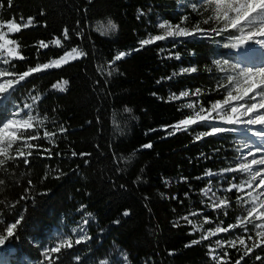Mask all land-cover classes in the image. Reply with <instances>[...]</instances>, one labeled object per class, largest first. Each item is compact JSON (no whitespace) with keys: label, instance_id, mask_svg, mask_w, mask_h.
Returning <instances> with one entry per match:
<instances>
[{"label":"trees","instance_id":"16d2710c","mask_svg":"<svg viewBox=\"0 0 264 264\" xmlns=\"http://www.w3.org/2000/svg\"><path fill=\"white\" fill-rule=\"evenodd\" d=\"M179 2L12 0L9 7L7 0H0V20L35 18L34 26L8 34L25 57L13 58L14 68L5 65L10 71L22 73L38 63H49L74 47L87 53L33 74L14 91L0 93V126L11 117L13 103L24 101L34 105V116L47 117L35 131L41 137L45 130L56 133L55 143L47 139L33 142L51 148V158L34 151L30 165L17 159L5 166L6 171L0 170V179L5 181L0 186V228L20 214L25 217L17 234L0 245V262L5 264L8 258L19 264L20 258H27L48 264L44 250L55 246L53 232L64 222L87 219L91 239L53 254L58 256L54 264L111 261L109 251L114 247L123 251L129 264H215L208 255L212 237L185 247L199 240L202 232H193L192 224L183 217L194 221L199 215L207 216L211 223L224 221V227L235 222L238 206L234 190L224 194L231 201L227 216L204 204L202 191H221L240 181L236 173L206 175L208 170L220 173L236 166L235 136L226 131L196 140L199 133L209 131L208 126L191 125L174 135L168 134L173 128L165 130V126L191 115L193 110L186 107L189 99L205 108L223 99L225 88L217 89L223 78L212 59L227 57L233 42L227 34L198 35L172 37L142 47L140 40L162 34L157 24L163 20L175 25L188 15L190 19L183 25L187 27L202 20ZM109 19L118 28L106 37L95 30V24ZM64 28L70 32L66 41ZM57 37L62 39L61 45L49 43ZM41 40L49 47L39 48ZM121 51L127 55L110 64ZM192 66L197 67L196 73H181L182 68ZM63 80L68 81L65 90L52 88ZM196 89H201L199 96L172 98ZM37 95L40 99L33 101L31 97ZM61 126L65 132H59ZM149 143L151 148L142 147ZM22 196L28 198L21 200ZM196 211L197 215H190ZM238 230L218 237L229 239ZM244 251L239 244L236 248L226 246L228 264H235ZM256 256L264 258V249H254L241 264H264V259L256 260Z\"/></svg>","mask_w":264,"mask_h":264},{"label":"snow or ice","instance_id":"6c2138e0","mask_svg":"<svg viewBox=\"0 0 264 264\" xmlns=\"http://www.w3.org/2000/svg\"><path fill=\"white\" fill-rule=\"evenodd\" d=\"M7 2L9 7H11L12 0H7ZM89 3H91V0H89ZM189 7L193 12L203 17L201 21L191 27H187L183 25L190 19L188 15L183 16L180 23L175 25L168 20H163L157 24V28L163 30L162 34L149 36V38L140 40L139 44L143 47L156 41H162L172 37L198 35L224 36L227 34L226 38L230 42H233L231 43V47L233 48L250 46L253 44L260 45L264 48V0H202V3H192ZM140 15H143V13L141 12ZM137 18L139 19L140 17L138 16ZM34 24L35 18L33 17H28L26 22L23 17L20 18L19 22L14 17L7 20H0V64L9 65L14 68V64L12 63L13 58H18L20 60L25 59L21 54L18 42L9 39L8 34L19 33L22 29L32 27ZM213 24L218 26L213 27ZM203 25H208V27H203ZM5 28L7 29V33L3 31ZM104 28L105 31H102L101 34L107 35L116 31L118 26L109 19ZM235 32H238L239 35L234 34ZM62 37L65 41L69 39L70 32L68 28L63 29ZM49 43L59 46L62 44V39L57 37ZM228 46L229 45H225V47ZM38 47L47 48L49 44L41 40L38 42ZM85 55H87V53L74 47L70 52H65L59 59L44 64L38 63L35 67H29L22 73L10 71L7 67H0V93H8L9 90L14 91L17 84L25 81L26 78L31 77L35 73L53 67H60L62 63L68 62V57L74 60ZM125 55H127V53L121 51L115 56L114 60L109 61V63L114 64L115 61L120 60ZM175 58L179 59V53H175ZM213 63L220 71L226 72L227 68H230L231 71L235 73V75H226V84H217V89L226 88V96L224 99L211 102L208 108L201 105L199 111L195 112V116L189 115L172 126H165V130H167L168 127L173 128V131L168 134L174 135L176 131L188 130L191 125L203 124L217 118L228 124L261 126V130L248 128V130L261 142L259 146L253 145L249 148L247 157H252L250 160L243 158L246 162L238 163L235 167L223 168L220 170V173H213L211 170L206 172L208 176H215L223 173H242L247 175V180H243L240 183H232L225 189L227 192H231L235 189L243 193V195H238L236 197V202L242 208L245 205L248 206L244 209L245 214L241 217H236V222L228 224L226 227L222 226L224 221L221 220L215 228H208L207 231L200 236L199 240H193L185 245V247H191L202 241L209 240L212 236H216L219 233H230V230L235 229H242L243 233H248L250 230L249 226H251L252 230H258L255 235L259 238L251 246L246 243V238L243 234L232 240L222 241L217 239L215 241L216 246L219 248H223L225 244L231 248H236L237 244L244 246V253L235 261V264H241V261H243L246 256L254 254V249H264V63L254 66H243L240 63L232 64L227 60L223 62L215 60ZM222 64L227 67H221ZM208 70L210 71L211 69ZM180 71L181 73H196L198 69L192 66L182 68ZM111 74V72L108 73V75ZM173 75L176 74L174 73ZM6 77L9 78L4 79ZM169 79H171V77H169ZM67 84V80H63L62 82L58 81L52 85V88L63 91ZM200 94L201 89H196L195 92L191 93L186 90L182 91L179 97L173 94L172 98L180 99L182 97H189L190 95L199 96ZM31 99L36 101L40 99V96L37 95L31 97ZM33 107V104L25 102L22 108H19L12 114V118L7 119V121L3 122L2 126H0V170L6 171L5 166L8 165L10 161H16L17 159H20L24 165H30L31 161L29 157L33 156L34 151L39 156H45L46 154L48 158L52 157L53 152L51 148H42L41 145L33 143L40 139H47L55 143L54 137L56 136L55 132L45 130L41 137L40 133L35 131L38 127L43 126L47 117L38 118L34 116L32 114ZM186 107L194 109L196 103L190 102ZM25 110L28 111L25 112ZM125 111L131 112L132 110L130 108H125ZM21 113H24V115L21 116ZM213 113L217 115L214 116ZM65 131L66 129L62 126L59 128V132L62 133ZM226 131H236V129L211 127L210 131L199 133L196 136V140ZM142 147L151 148L152 145L149 143ZM244 147L248 148L249 145L245 144ZM55 155H60V153H55ZM72 155L76 156L77 153L73 151ZM79 155L87 154L80 153ZM44 178H47V174ZM4 184L5 181L0 179V186ZM28 184L31 185L32 181L29 180ZM245 189H247V191H245ZM2 190L3 189L0 188V191ZM26 191H30V189ZM202 191L205 196H208V193L212 190L208 188ZM212 196L215 199L212 200L209 206L214 210H223V214L227 216L228 209L231 207L230 199L228 197H216L215 192L212 193ZM27 198L26 196H22L20 199L24 200ZM16 203H19V201ZM84 207V205H81V208ZM87 215L90 217L91 213ZM124 215H128V213L125 212ZM190 215L195 216L197 213H190ZM24 219V215L20 214L13 222L3 224L2 228H0V245H4L6 241L17 234ZM183 219L189 224H193V221L188 220V217H183ZM208 223H211V221L205 216L202 224L198 226L193 225L192 231L195 232L199 228H203L204 224ZM83 224H88V220H83ZM72 231L76 233L75 238L71 235L64 236L57 241L55 246L44 250L45 259L48 261V264H54L55 260L58 259V256L54 257L53 254H59L64 249H72L75 245H80L91 239V237L86 234L83 227L73 229ZM247 240H253V237L248 235ZM208 255L215 261V264H228L226 259L228 256L227 252L220 255L216 253L214 249H210ZM76 259L79 260L80 257L77 256ZM255 259L262 260L264 258L256 256ZM100 264H105V262L101 261Z\"/></svg>","mask_w":264,"mask_h":264},{"label":"rangeland","instance_id":"374dc122","mask_svg":"<svg viewBox=\"0 0 264 264\" xmlns=\"http://www.w3.org/2000/svg\"><path fill=\"white\" fill-rule=\"evenodd\" d=\"M192 3H193L192 0H180V2H179V4H181L182 6L187 7V8H190L189 5L192 4ZM196 3H202V0H196ZM106 25H107V21L98 22L97 24H95V30L101 34L102 31H105L104 26H106ZM6 30H7L6 28L3 29V31H5V33H6ZM114 32L109 33L107 35H103V36L110 37V36H112L114 34ZM235 34L239 35L238 32H235ZM174 38H179V37H174ZM70 51H67V52H70ZM78 58H80V57H78ZM67 59H68V62L73 60V59H71V57H68ZM215 60H220L222 62L227 60V61H230L232 64L240 63L243 66L260 65V64L264 63V48H262L260 45H255V44L250 45V46L232 48V49H230L227 57H219V56L218 57H214L212 59V63ZM62 64H64V63H62ZM213 65L218 70V72L221 74V77L223 78V84L227 83L226 82V75H229V74L235 75V73H233L230 68H227V71L225 72V71H220L219 68L214 63H213ZM0 67H6V66L3 65V64H0ZM221 67H227V66H224L222 64ZM7 78H9V77H6L4 79H7ZM225 96H226V88H225L224 97ZM224 97H223V99H224ZM190 102H194V101L189 99V103ZM24 103H25L24 101H23L22 104L13 103L12 108H11V117L10 118H12V114L13 113H15L19 108L23 107ZM199 108H200V105L196 103V107L194 109H191V110H193L191 115L195 116V112L199 111ZM27 111L28 110H25V112H27ZM23 115H24V113H21V116H23ZM213 115L215 116L217 114L213 113ZM203 124L208 126V130L209 131L211 130V127H222V128H225V129H236V131H231V132L234 133V136H235L234 137V141L237 143V152H238V154H237V163H236V165L238 163L246 162V160L243 159V158H247L248 160H250L252 157H247V153L249 151V148L252 147L253 145L259 146V144L261 143L260 140L257 137H255L252 132H250L248 130L249 127L253 128L255 130H261V126H259V125L245 126L243 124H228L225 121L220 120L219 118L211 120V121H208V122L203 123ZM245 144H248L249 147L248 148L244 147ZM236 176H238V180H240V181H237V183H240L241 181L248 179L246 174L236 173ZM228 187H229V185L224 186L221 191L212 190L211 192L208 193V196H205L203 194V199H204L203 203L206 204L207 206H209L212 203V200L215 199L212 196L213 192L216 193V197L223 198L224 194L227 192V191H225V189H227ZM245 191H247V189H245ZM234 193L237 196L238 195H243V193L238 192L235 189H234ZM236 205L238 206V212H237V214L235 216V222H236V217L243 216L245 214L244 209L248 207L247 205H245L242 208V207H240L237 204V202H236ZM193 213H197V211L193 212ZM203 220H204V216H200L199 215L198 219H195L193 221L192 226L193 225H197L198 226V225L202 224ZM210 224L211 225L204 224L203 228H199L197 231L201 230L202 234H204L207 231L208 228H215L218 223L212 222ZM79 227H83L85 232H86V234L88 235L87 228H86L85 224H83V222L77 221V220H73V221H70L68 223L64 222L63 226H61V228L58 231L53 232L54 244H56L57 241L59 239L63 238L64 236L71 235V236H73V238H75L76 233H74L72 230L73 229H78ZM249 229L250 230H249L248 233H243L242 229H239L238 231H234L232 236L229 239H223L222 237H218V234L216 236H212V238H213L212 239L213 246H211L210 249H214L216 253H218L220 255H223L224 252H225V247L228 246V245L225 244L223 246V248H219V247L216 246L215 241L217 239L222 240V241L223 240H232V239H235L237 236H239L241 234L245 235L246 243L249 246L252 245L254 242H256L259 239L255 235L256 231H258V230H252L251 226H249ZM248 235H251L253 237V240H247V236ZM11 251H13V249ZM109 253H110L109 257L111 258V261L110 260H105V259H100L96 264H100L101 261H104L105 264H110V262H111V264H129L125 254L119 248H116V247L111 248ZM7 259H5V264H15V262H16L15 260L8 261ZM18 263L19 264H33L34 262L28 260L27 258H20L18 260ZM0 264H3V263L0 262ZM34 264H39V263L35 262Z\"/></svg>","mask_w":264,"mask_h":264},{"label":"bare ground","instance_id":"6f19581e","mask_svg":"<svg viewBox=\"0 0 264 264\" xmlns=\"http://www.w3.org/2000/svg\"><path fill=\"white\" fill-rule=\"evenodd\" d=\"M240 53V52H239Z\"/></svg>","mask_w":264,"mask_h":264}]
</instances>
